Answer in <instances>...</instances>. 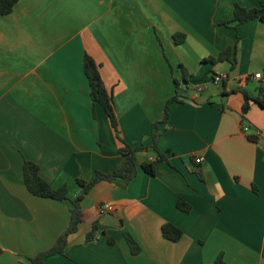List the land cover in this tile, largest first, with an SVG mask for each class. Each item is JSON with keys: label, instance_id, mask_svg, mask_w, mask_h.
<instances>
[{"label": "crops", "instance_id": "crops-1", "mask_svg": "<svg viewBox=\"0 0 264 264\" xmlns=\"http://www.w3.org/2000/svg\"><path fill=\"white\" fill-rule=\"evenodd\" d=\"M262 1L18 0L0 17V264H30L70 222L68 202L26 189L25 161L54 187L67 185L72 197L82 190L77 179L90 182L97 171L124 164L104 109L91 100L86 53L101 66L122 138L132 146L152 143L176 80L189 95L171 104L160 128L158 147L169 163L143 153L133 180L95 185L65 254L46 264H216L220 257L264 264V108L252 102L243 116L241 93L264 100V23L226 24L236 5ZM175 34L185 35L182 44ZM227 48L231 58L213 63ZM218 72L228 75L221 85L213 83ZM143 162L155 164L154 176ZM179 199L189 212L177 208ZM95 223L99 235L86 243ZM165 224L181 229L182 238L165 239Z\"/></svg>", "mask_w": 264, "mask_h": 264}, {"label": "trees", "instance_id": "trees-1", "mask_svg": "<svg viewBox=\"0 0 264 264\" xmlns=\"http://www.w3.org/2000/svg\"><path fill=\"white\" fill-rule=\"evenodd\" d=\"M18 0H0V17L10 15ZM258 20L264 23V1L260 2L257 7L252 8H244L239 5H236L234 8L233 19L226 23L235 24V26L243 25L250 21ZM174 40L177 44H182L185 40V35L183 34H175ZM233 55L232 48H227L224 50L216 59H212L213 63L227 61ZM83 70L85 76L88 80L90 87V97L94 104L100 105L109 120L111 128L113 129L116 138L120 141L121 146L119 148V153L124 157L125 161L122 167L119 169L110 172L103 173L97 171L95 177L92 181L87 182L84 180L77 179L76 184L79 185L84 193L78 194L75 197H72L69 192V188L67 185L62 187H54L50 182L45 180L40 171V167L31 161H25L23 165V176H24V184L26 189L33 195L39 198L51 199L60 202H68L70 205V222L67 229L59 236L54 245L49 249L38 253L35 257L29 259L30 264H46V259L55 256L58 254H65L66 248L69 244V238L71 235L78 232L81 224L84 219V211H83V200L84 196L99 182L107 181V182H115L117 180H121L124 183H128L133 180L137 175V157L143 153H155L157 160L166 161L169 163L168 158L159 150L158 144L161 137L160 128L165 125L170 118V106L173 103H183L188 98L180 95L179 90H181L180 83L176 80V94L168 99L164 108V116L162 120L156 122L152 126V143L150 145H140V146H132L125 142L122 138L121 130L119 127V118L117 113V106L114 100L113 94L107 89L102 75H101V66L95 61V59L89 54L84 55L83 59ZM184 76L186 75L185 69ZM214 76V75H213ZM184 82H186L184 78ZM240 90V89H239ZM236 92V91H234ZM244 98V103L242 106V114L246 116V114L251 109V103L256 102L261 107L264 108V100L260 98H252L247 92L241 91ZM251 140L255 141V137H251ZM141 168L143 171L149 175L154 176L156 174V167L153 162H143L141 164ZM202 178V174L198 173ZM177 208L183 212H189L191 210V206L186 203L184 200L179 199L177 202ZM162 235L165 239L177 242L182 236L183 232L181 229L177 228L173 224H165L162 227ZM124 238L129 246V249L133 255H137L141 252V247L134 239V237L124 231ZM99 235V226L98 223H95L91 229V231L87 234L86 243L94 242ZM109 244H114L113 240L108 241ZM4 253V250L0 247V255ZM216 264H225L220 257Z\"/></svg>", "mask_w": 264, "mask_h": 264}, {"label": "built area", "instance_id": "built-area-1", "mask_svg": "<svg viewBox=\"0 0 264 264\" xmlns=\"http://www.w3.org/2000/svg\"><path fill=\"white\" fill-rule=\"evenodd\" d=\"M228 78V75L226 73H215L213 76V83H215L216 85H221L226 79ZM255 78H261V74H256ZM251 128L248 127L247 125L243 126V132L247 133L250 132ZM195 162L197 164H201L203 162V158L202 157H196ZM103 211H110L111 210V206L108 204L102 205L101 206Z\"/></svg>", "mask_w": 264, "mask_h": 264}, {"label": "water", "instance_id": "water-1", "mask_svg": "<svg viewBox=\"0 0 264 264\" xmlns=\"http://www.w3.org/2000/svg\"><path fill=\"white\" fill-rule=\"evenodd\" d=\"M178 92H179L180 95H183L185 97H188V95H189L188 92H186L184 89H181ZM82 193H84V190L82 191ZM108 218H114V216L112 214H108L106 219H108ZM111 224L114 225V226H119V225H121V221H118V224H113V223H111Z\"/></svg>", "mask_w": 264, "mask_h": 264}, {"label": "rangeland", "instance_id": "rangeland-1", "mask_svg": "<svg viewBox=\"0 0 264 264\" xmlns=\"http://www.w3.org/2000/svg\"><path fill=\"white\" fill-rule=\"evenodd\" d=\"M83 189L80 191V194L82 193Z\"/></svg>", "mask_w": 264, "mask_h": 264}]
</instances>
